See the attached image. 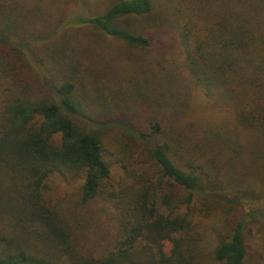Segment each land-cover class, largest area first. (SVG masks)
I'll return each mask as SVG.
<instances>
[{
	"label": "trees",
	"instance_id": "obj_1",
	"mask_svg": "<svg viewBox=\"0 0 264 264\" xmlns=\"http://www.w3.org/2000/svg\"><path fill=\"white\" fill-rule=\"evenodd\" d=\"M101 1L107 3L101 13L73 19L77 26L91 28L87 48L71 41L67 47L60 45L62 36L70 40V29L57 41H41L59 33L63 15L51 29L27 35L41 42L30 50L33 61L21 46L5 40L10 30L1 28L0 77L11 78L12 87L0 105V214L22 236L70 246L69 225L58 219L44 196L53 174H70L83 178L80 205L111 202L113 211L109 206L103 210L116 223L105 254L79 256V264H245L250 231L245 216L231 230L217 233L214 249L204 246L196 218L219 209L233 189L235 183L220 174L232 172L231 180H244L260 166L259 160H247L243 132L253 130L264 138V0ZM22 2L0 0V20L5 11L26 7ZM158 15L169 17L177 32L186 64L183 78L228 114L209 129L200 151L177 122L162 115L171 108L181 114L188 104V94L175 90V78L161 83L168 94L160 101L155 96L158 112L144 130L118 123L133 113L126 98L116 94L122 90L112 92L109 102L99 101L103 95L93 94L85 84L94 82L82 72L84 58L97 54L102 39L147 48L153 38L134 20L156 24ZM34 64L41 71L29 75ZM142 88L136 86L132 93L147 94ZM175 95L178 103L170 99ZM115 102L120 103L114 107ZM117 125L126 133L122 137L128 140L120 146L128 153L114 186L104 137L109 131L118 134ZM0 239L15 244L21 258L32 264H60L56 256L26 252L22 243L5 234L0 233ZM0 264L21 263L5 257Z\"/></svg>",
	"mask_w": 264,
	"mask_h": 264
},
{
	"label": "rangeland",
	"instance_id": "obj_2",
	"mask_svg": "<svg viewBox=\"0 0 264 264\" xmlns=\"http://www.w3.org/2000/svg\"><path fill=\"white\" fill-rule=\"evenodd\" d=\"M19 1L22 2V0ZM23 1L26 7L20 5L15 7V13L12 10L5 11L4 21L0 20V32H3L1 28L6 26L10 30V35L5 36V40L10 45H18L25 49L31 61H33L30 54L31 48L39 47L41 42L31 37L27 38L29 33L36 32L37 34L45 29H51L52 25L58 23L59 17L63 15L65 21L59 33L50 34L41 41L47 43L57 41L63 32L67 31L66 29H70L67 31L70 33V40L68 35L62 36L59 41L60 45L67 47L71 41L78 48H87L86 38L91 28L84 25L77 26L73 19L78 15L99 14L107 4L101 0ZM169 19V17L167 19L166 16L158 15L156 24L148 19L134 20L135 24L143 25L153 38L152 45L147 48H133L113 38L102 39L97 54L94 53L90 59L84 58L82 72L86 73L89 81L94 82L92 84L85 80L88 89L97 96L103 95L102 98H98L99 101L104 99L109 102L112 92L117 89L122 90L123 93L116 92V94L126 98L123 101L129 105L133 113L131 116L124 115L125 117L118 119V123L128 126L136 125L140 130H144L152 116L158 112L157 100L154 101L155 96L160 101L164 95L168 94L164 93L166 88L161 89V83L168 84L171 79L175 78V90L180 93L179 95L185 92L188 94V104L181 114L176 108H171L165 110L162 115L167 117L169 115L172 121L177 122L190 135L193 144H199L198 151H200L205 142L204 136L207 135L209 129L220 123L228 114L213 107L200 90L194 86L191 87L183 78L182 74L186 67L184 54L178 42L177 32ZM2 38L4 36L1 34L0 39ZM39 71H41L39 67L34 64L27 70V73L35 75ZM88 71L93 74L89 75ZM10 79L0 77V105L2 98L8 92L7 88L12 87ZM148 83L149 92L147 91ZM136 86H142L147 94L132 93ZM130 94L135 95L137 100H134ZM146 95L150 96L145 97ZM179 95L171 96L170 99L178 103ZM119 103H113L114 107ZM167 117V123H170ZM118 127L119 129L115 130L118 134L109 131L104 137L106 157L111 165V181L114 186L118 184L124 173L122 161L127 159L128 153L121 149L120 142L126 143L128 139L122 137L125 132L120 126ZM243 134V141L249 152L247 160H259L261 161L260 166L256 165L253 169L256 173L244 176V180L242 177L234 176L231 180L232 172L228 175L220 174L221 179L224 181L228 179L235 185L231 191L227 192L228 194L224 195V202H221L219 209L212 211L207 217H197L196 222L202 232L204 246L214 249L218 242L217 233L231 230L236 221L242 215L245 216L248 227L250 226L246 237L249 254L245 264H264V180L261 181L262 175L264 176V166H261L264 163V138L253 130H245ZM135 166L140 169L139 164ZM82 184V177L55 173L49 178L48 186L44 191L45 199L54 209L58 219L69 225L70 246L57 244L50 240H37L28 235L22 236L15 227L10 226L4 214H0V233L7 235L8 239L17 240L16 243H22L26 252L38 256H56L55 260L60 264H79V260L75 259L79 256L82 258L103 256L110 238L116 232V223L111 214L103 210V206L107 209L109 206L110 212L114 208L111 202L104 200L81 206L79 201ZM21 256L15 244H9L6 240L0 239V258L7 257L21 264H32V260L23 259Z\"/></svg>",
	"mask_w": 264,
	"mask_h": 264
}]
</instances>
